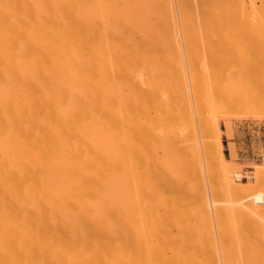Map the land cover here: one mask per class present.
Segmentation results:
<instances>
[{
	"label": "bare ground",
	"instance_id": "1",
	"mask_svg": "<svg viewBox=\"0 0 264 264\" xmlns=\"http://www.w3.org/2000/svg\"><path fill=\"white\" fill-rule=\"evenodd\" d=\"M263 56L264 0H0V264H264V170L194 125Z\"/></svg>",
	"mask_w": 264,
	"mask_h": 264
},
{
	"label": "rangeland",
	"instance_id": "2",
	"mask_svg": "<svg viewBox=\"0 0 264 264\" xmlns=\"http://www.w3.org/2000/svg\"><path fill=\"white\" fill-rule=\"evenodd\" d=\"M262 59L260 65V62L254 65H252L253 63H250L251 65L247 63L248 65L245 64L241 66L242 68L239 67V70L232 67L220 69L221 72H218L221 76L217 73L218 76H212L214 77L212 81L210 78L202 85L199 101L201 100L200 103L205 107L204 112H202L203 109L199 111L200 113L194 112V125L196 130H198V135L201 133V131L199 132L200 128L198 129L200 127L198 123L204 119V121H210L211 123L213 120L215 122L218 121V126L221 130L222 150L227 163L225 164L226 168L236 183L245 182L247 185H254L255 179L253 177L256 172L264 170V56ZM224 71L226 72L224 73ZM209 84L211 85L209 86ZM206 95L209 96L208 100ZM228 103L232 104L229 106ZM206 109L210 111L208 112ZM224 109L225 112L222 111ZM204 115L206 116L204 117ZM212 116H214V119ZM200 117H202L201 121H199ZM211 134L208 136L202 134L203 137L200 134L201 140H199L201 143L205 141V137L206 141L210 140L211 142L213 140V135L211 136ZM198 135L197 137L199 138ZM209 137L211 139L208 140ZM233 140L236 143L232 142ZM211 154H206L205 156H209L208 158H211L212 162H214L215 153ZM205 156L200 154V160L203 169L207 170L209 159L205 158ZM212 162L211 169L214 171L218 170L219 166H217V163L214 164ZM204 164L207 167L206 169Z\"/></svg>",
	"mask_w": 264,
	"mask_h": 264
},
{
	"label": "crops",
	"instance_id": "3",
	"mask_svg": "<svg viewBox=\"0 0 264 264\" xmlns=\"http://www.w3.org/2000/svg\"><path fill=\"white\" fill-rule=\"evenodd\" d=\"M232 142L236 143V141H235V140H233Z\"/></svg>",
	"mask_w": 264,
	"mask_h": 264
}]
</instances>
